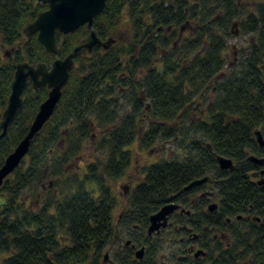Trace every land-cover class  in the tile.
Segmentation results:
<instances>
[{
    "label": "trees",
    "instance_id": "1",
    "mask_svg": "<svg viewBox=\"0 0 264 264\" xmlns=\"http://www.w3.org/2000/svg\"><path fill=\"white\" fill-rule=\"evenodd\" d=\"M48 9L0 0V135L17 65L51 67L90 34L58 32V55L47 52L27 26ZM236 19L251 41L231 67ZM93 29L110 47L75 58L51 119L0 186V264H264V166L249 160L264 158V0H108ZM48 96L28 84L0 139V170ZM91 149L93 161L73 167ZM143 152L158 158L142 168L119 222L112 184ZM172 203L180 210L169 226L149 236L151 217ZM121 228L132 246H119Z\"/></svg>",
    "mask_w": 264,
    "mask_h": 264
},
{
    "label": "water",
    "instance_id": "2",
    "mask_svg": "<svg viewBox=\"0 0 264 264\" xmlns=\"http://www.w3.org/2000/svg\"><path fill=\"white\" fill-rule=\"evenodd\" d=\"M49 5V9L39 14L37 19L27 26V36H38L39 42L46 48L47 52L58 55L57 33L67 36L75 33L79 28L87 26L90 31L88 38L76 46L73 52L65 59H57L51 67L46 64L37 66L23 62L17 65L14 81L11 86V95L8 105L3 112L0 139L5 138L12 126L17 113L23 105V97L29 83L34 90L44 87L49 89L47 100L41 105L40 110L31 125L30 131L25 139L19 144L15 151L7 158L5 165L0 170V186L3 185L7 177L14 172L30 151L31 144L47 122L51 119L61 97L62 91L68 84L70 72L75 67V58L86 51L92 53L94 49L103 47L108 49L111 45L102 42L93 29L94 21L105 9L108 0H39ZM236 24H234V27ZM237 34V32H235ZM257 141L264 147V139L261 132H257ZM249 160L259 167L264 166V158L251 156ZM218 163L222 170L233 171L234 162L224 157H218ZM264 172L259 185L264 184ZM211 181L210 177L198 179L188 185L185 190L202 186ZM217 205L211 204L210 212H214ZM180 210L178 204L172 203L163 207L150 219L148 235L160 232L169 225V220L173 214ZM127 211V210H126ZM125 214V213H124ZM123 214V215H124ZM123 215H120L119 222ZM145 250L142 248L136 252L137 259H142ZM204 255L202 251L196 253V257Z\"/></svg>",
    "mask_w": 264,
    "mask_h": 264
},
{
    "label": "rangeland",
    "instance_id": "3",
    "mask_svg": "<svg viewBox=\"0 0 264 264\" xmlns=\"http://www.w3.org/2000/svg\"><path fill=\"white\" fill-rule=\"evenodd\" d=\"M234 24L236 26L234 27ZM237 32V34H235ZM251 41V37L248 35H244L241 29V21L236 19L232 22L231 27V36L227 38L228 43V60L231 67H239L242 63L245 55L249 52V43ZM93 150L91 149L89 152L85 153L82 160H79L77 163L73 165V167L77 166L83 168L86 164L88 165L93 161ZM158 157L154 155H148L146 152L140 153L136 156L135 162L132 165L131 169L128 171L127 175L117 182H113L112 186L115 193L118 196L119 206L116 212L117 216H120L123 213H126L128 210V200L130 197V191L135 186L137 180L142 179V168L145 165L153 163L156 161ZM78 169V168H77ZM260 180V177H259ZM27 204L30 205L32 202L31 198L25 199ZM217 202V200L212 199L210 203ZM169 226V225H168ZM118 235L121 239L119 246L121 247L124 242L128 241L126 235V230L121 228L118 229ZM110 261L113 258V249H109L104 253ZM3 256L0 255V259ZM1 262V261H0Z\"/></svg>",
    "mask_w": 264,
    "mask_h": 264
},
{
    "label": "flooded vegetation",
    "instance_id": "4",
    "mask_svg": "<svg viewBox=\"0 0 264 264\" xmlns=\"http://www.w3.org/2000/svg\"><path fill=\"white\" fill-rule=\"evenodd\" d=\"M260 181H261V178H260L259 182H260ZM204 185H205V184H204ZM203 196H204L205 198H207L209 201L215 198V194H214V193H209V192H205L201 197H203ZM212 204L217 205V202H214V203H212ZM127 212H128V210H127ZM127 212H126V213H127ZM176 212H177V211H176ZM176 212H175V213H176ZM126 213H125V214H126ZM175 213H174V214H175ZM123 214H124V213H123ZM123 214H122V215H123ZM125 214L123 215V217L125 216ZM174 214H173V215H174ZM123 217H122V218H123ZM171 218H172V216H171ZM171 218H170V220H169V224H170ZM161 230H162V229H161ZM157 233H159V232H157ZM154 234H155V233H154ZM154 234H153V235H154ZM149 236H150V235H149ZM125 246H132V241H131V240L126 241V242H125ZM140 249H142V248H140ZM140 249H137L136 252H137L138 250H140ZM143 249L145 250V248H143ZM136 252H135V255H136ZM144 254H145V252H144ZM106 257H107V256H106ZM143 257H144V256H143ZM136 258H137V257H136ZM142 259H143V258H142ZM138 260H141V259H138Z\"/></svg>",
    "mask_w": 264,
    "mask_h": 264
}]
</instances>
